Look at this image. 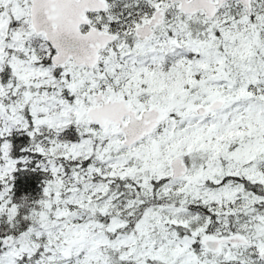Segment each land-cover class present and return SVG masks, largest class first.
I'll return each instance as SVG.
<instances>
[{"label": "snow or ice", "instance_id": "obj_1", "mask_svg": "<svg viewBox=\"0 0 264 264\" xmlns=\"http://www.w3.org/2000/svg\"><path fill=\"white\" fill-rule=\"evenodd\" d=\"M0 264H264V0H0Z\"/></svg>", "mask_w": 264, "mask_h": 264}]
</instances>
